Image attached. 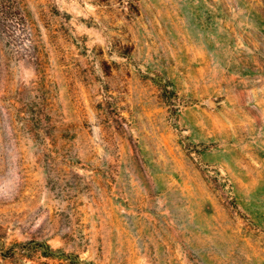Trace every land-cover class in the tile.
Instances as JSON below:
<instances>
[{
    "label": "rangeland",
    "instance_id": "rangeland-1",
    "mask_svg": "<svg viewBox=\"0 0 264 264\" xmlns=\"http://www.w3.org/2000/svg\"><path fill=\"white\" fill-rule=\"evenodd\" d=\"M19 242L264 264V0H0V264Z\"/></svg>",
    "mask_w": 264,
    "mask_h": 264
},
{
    "label": "trees",
    "instance_id": "trees-1",
    "mask_svg": "<svg viewBox=\"0 0 264 264\" xmlns=\"http://www.w3.org/2000/svg\"><path fill=\"white\" fill-rule=\"evenodd\" d=\"M17 244L21 247V249L17 247H11L9 249V252L12 256L17 255V253H20L21 255H25L26 261L24 264H52L49 262L48 259L56 258L57 250H55L48 243L19 242ZM41 257H45L48 259L44 261H39L36 259Z\"/></svg>",
    "mask_w": 264,
    "mask_h": 264
}]
</instances>
